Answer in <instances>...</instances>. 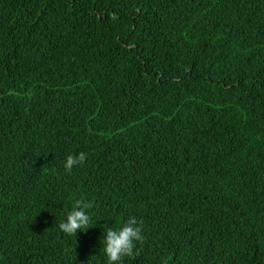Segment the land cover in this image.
I'll list each match as a JSON object with an SVG mask.
<instances>
[{"label":"trees","instance_id":"trees-1","mask_svg":"<svg viewBox=\"0 0 264 264\" xmlns=\"http://www.w3.org/2000/svg\"><path fill=\"white\" fill-rule=\"evenodd\" d=\"M129 216L123 264H264V0H0V264H106Z\"/></svg>","mask_w":264,"mask_h":264},{"label":"clouds","instance_id":"clouds-1","mask_svg":"<svg viewBox=\"0 0 264 264\" xmlns=\"http://www.w3.org/2000/svg\"><path fill=\"white\" fill-rule=\"evenodd\" d=\"M87 159V153L81 151L77 154H69L64 159L63 169L71 173L74 167L83 164ZM93 203L85 199H77L65 218L60 220L58 229L69 236H76L78 230L86 231L93 223L90 209ZM101 239L102 253L106 258V264H123L125 257H135L136 244L144 239L142 228L135 216H129L120 227H105ZM166 264V262H165Z\"/></svg>","mask_w":264,"mask_h":264}]
</instances>
